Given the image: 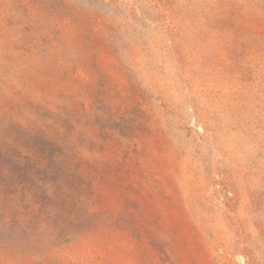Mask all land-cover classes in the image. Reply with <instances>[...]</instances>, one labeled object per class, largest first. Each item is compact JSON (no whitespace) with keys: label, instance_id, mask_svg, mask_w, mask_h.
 I'll list each match as a JSON object with an SVG mask.
<instances>
[{"label":"rangeland","instance_id":"1","mask_svg":"<svg viewBox=\"0 0 264 264\" xmlns=\"http://www.w3.org/2000/svg\"><path fill=\"white\" fill-rule=\"evenodd\" d=\"M0 264H264V0H0Z\"/></svg>","mask_w":264,"mask_h":264}]
</instances>
